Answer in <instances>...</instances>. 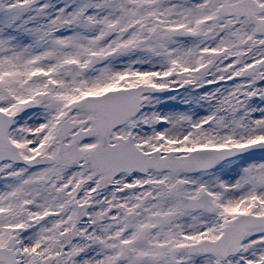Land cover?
Returning <instances> with one entry per match:
<instances>
[{"label": "snow or ice", "instance_id": "snow-or-ice-1", "mask_svg": "<svg viewBox=\"0 0 264 264\" xmlns=\"http://www.w3.org/2000/svg\"><path fill=\"white\" fill-rule=\"evenodd\" d=\"M0 264H264V0H0Z\"/></svg>", "mask_w": 264, "mask_h": 264}]
</instances>
